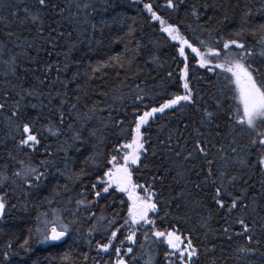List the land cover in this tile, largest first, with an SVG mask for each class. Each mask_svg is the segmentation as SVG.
I'll list each match as a JSON object with an SVG mask.
<instances>
[{
    "label": "trees",
    "instance_id": "obj_1",
    "mask_svg": "<svg viewBox=\"0 0 264 264\" xmlns=\"http://www.w3.org/2000/svg\"><path fill=\"white\" fill-rule=\"evenodd\" d=\"M149 3L201 51L200 41L222 49L224 40L236 39L251 49L250 62L264 69V0H182L175 10L167 0H46L45 8L37 0H0V176L7 177L0 185L6 202L0 264H115L114 249L105 254L97 243H106L114 230L104 231L109 220L123 224L129 199L115 189L103 193L97 177L111 167L107 161L113 155L122 162L119 146L131 141L137 115L183 94L179 44L151 19L144 7ZM32 15L40 19L34 22ZM186 55L196 103L157 113L141 129L148 151L142 164L132 166L133 182L148 187L155 178L160 202L158 214L150 216L155 229L134 226L137 242L126 261L146 264L151 258L166 264L164 243L145 244L144 236L177 229L190 234L199 249L196 264H264V166L259 163L264 149L250 146L255 133L241 134L225 115L236 102L224 89L222 70L200 67L187 49ZM17 104L21 119L10 120ZM204 109L214 118L202 125ZM29 120L40 140L35 148L19 146L22 133L14 127ZM198 139L207 141V157L195 152ZM188 152L193 158L186 160ZM207 160L215 175L205 181ZM29 167L45 174L38 186L27 183L34 181L24 176ZM221 170L238 177L229 188L234 194L247 189L246 213L229 215L214 202L211 181ZM43 214L68 225L65 241L38 242L35 228ZM241 215L252 227L251 241L237 235L242 230L234 221ZM127 233L123 229L113 244L120 246Z\"/></svg>",
    "mask_w": 264,
    "mask_h": 264
},
{
    "label": "snow or ice",
    "instance_id": "obj_2",
    "mask_svg": "<svg viewBox=\"0 0 264 264\" xmlns=\"http://www.w3.org/2000/svg\"><path fill=\"white\" fill-rule=\"evenodd\" d=\"M180 2H182V0H177L175 3L174 0H167V7L175 10L179 7ZM37 3L40 8H45L47 6L46 0H37ZM85 7H87V5H85ZM144 7L147 12L150 13L151 19L159 22L161 31L166 33L172 41H176L179 44V56L184 58V67L179 70L178 76L179 81L182 82L183 94H172L168 99L164 100L163 103L159 104L158 107H151L150 110L137 115L131 141L119 146L120 151L123 153L121 158L122 162L118 161L117 156L113 155L111 159L107 161L111 167L103 172L102 177H97V182L102 185L103 193H108L109 188L115 185L118 191L127 193L128 199L131 201L123 224L116 226V220H109L107 222L108 228L104 229V231L108 232L109 229L114 230L110 231L106 243H97V248L101 252L107 253L110 248L114 249V253L117 257L115 264H128V261H126L121 254V247L113 244V241L118 239V233L127 228L128 233L124 237V240L135 243L136 228L134 226L143 223L152 225L155 229V221L149 219V213L156 212L158 203L160 202L159 193L155 191V178L148 187L135 184L132 178V166L142 164L143 161L141 160V156L148 151L145 147L144 133L141 129L149 123L150 119L156 117L157 113L164 114L166 110H174L177 107L183 109L185 105H193L196 103L195 94L189 83V64L186 48L191 50V53L194 54V58H198L197 63L200 67L208 68L209 71H213L217 68L222 70L225 80L227 81L224 85V89L226 92H231L232 100L236 102L234 109L230 105L229 108L225 110V115L232 121L234 127H239L241 134L251 135L255 133V136L249 141L250 146L264 149V69L255 67L253 63L250 62L249 57L253 55L251 49H246L245 44L236 39H228L223 41L222 49L208 47L204 41H200V44L205 48L204 51H201L200 47L195 46L186 36L181 34L178 24L169 23L158 15L153 11L152 4H145ZM27 11L28 9H25V12ZM193 14H195V10ZM31 19L35 22L39 20L40 17L39 15H32ZM95 27L96 26L93 24L92 28L95 29ZM233 46L239 51H231ZM261 55H264V53H261ZM213 59L218 61L214 65H212ZM209 65H212V67H209ZM168 75L171 77L172 73L170 72ZM29 95H31V93H29ZM138 99L141 98L138 97ZM217 106L222 107L219 100L217 101ZM3 107L4 105L0 104V109ZM32 107L34 108L36 106L32 105ZM12 117L21 119L18 104L17 110L12 112V116L9 119L11 120ZM213 118V113L204 109V119L201 120V124L204 125L206 121L210 122ZM62 122L63 120L61 119V123ZM118 123L122 124V122ZM14 127L17 131L22 133L19 146L35 148V146L40 144V140L33 132L32 121L29 120L28 122L15 124ZM48 131L52 135L58 134V132L54 131L52 128H49ZM195 131L197 135H203L199 132V129ZM169 139H171V136H169ZM206 144L207 141L205 140H196L194 144L195 152L207 157L208 151ZM236 151V148H232V152ZM152 154L155 155L154 152ZM176 155L180 156V153L177 152ZM189 158H193V152H188L185 159L187 160ZM92 159L95 160L94 157ZM206 163L208 168L205 181H208L215 173L211 167L213 161L207 160ZM239 163L241 165H246L247 161L241 158ZM259 163L264 166V156L260 158ZM97 166L99 167V165ZM144 166L147 167V164H144ZM16 175L19 176L20 173H16ZM44 175L45 174L40 172L37 168L31 167L27 168L24 172L25 178L28 176L34 177V181L27 180L29 187L38 186ZM177 175L182 176L183 172H177ZM237 179L238 177L236 175L227 177V173L221 170L219 175L211 181L213 185H216L214 189L215 195L213 197L214 202L219 208H227V213L229 215L237 210L246 213L247 209L251 206L244 203L247 189H241L239 194H234L229 190L230 187H235V181ZM6 180V176H0V185L4 184ZM199 186L200 185H197V187ZM91 187L92 189H96L97 184L93 183ZM138 188L143 191V195L137 192ZM101 194V191L95 192V196L97 197H100ZM225 196L231 197L230 203H226L224 199ZM253 203H255L254 199ZM5 208V197L0 196V217L4 215ZM43 215L45 217L43 220H41L40 216L37 217L35 234L38 242L47 243L61 241L68 233V225L62 222V218L58 217L56 220H49L46 218L47 214ZM234 223L238 224L242 230L237 233V235L246 236L249 241L253 239V236L249 234L252 231V227L246 222L243 215L237 217ZM254 223L255 221H252V224ZM225 231H227V229H225ZM144 239L146 241L152 239L153 242L166 243L170 251L165 253V259L169 264H196L199 249L193 244L190 234L185 236L176 229L167 231L154 230L151 233V237L149 234L145 233ZM124 240L120 241L121 245H123ZM28 242L29 241L26 239L24 245H27ZM24 245H22V247ZM241 251L248 252L250 249L243 248ZM132 252L133 248L128 247L127 253ZM4 255L7 257L8 254L4 253ZM173 258H175V260H173ZM146 264H151V258H149Z\"/></svg>",
    "mask_w": 264,
    "mask_h": 264
},
{
    "label": "rangeland",
    "instance_id": "obj_3",
    "mask_svg": "<svg viewBox=\"0 0 264 264\" xmlns=\"http://www.w3.org/2000/svg\"><path fill=\"white\" fill-rule=\"evenodd\" d=\"M115 186V185H114ZM111 189H115L117 192H120V191H118V189H116V187L115 188H109V190H111ZM141 190V189H140ZM120 193H122L123 195H125L126 197L128 196L127 195V193H124V192H120ZM143 195V194H142ZM129 201V200H128ZM131 203V201H129V204ZM149 219L150 220H152V218L150 217V213H149ZM142 225H145V226H147V227H151L152 229H154L153 228V226L152 225H149V224H143L142 223ZM135 227H137V226H135ZM145 240V239H144ZM148 241H150V242H152V240L150 239V240H148ZM148 241H146L145 240V244L148 242ZM165 244V243H164ZM133 246H134V243L133 242H130V241H127V245H120L119 247H121V254L124 256V259L126 260V258H127V256L130 254V253H127V248L128 247H132L133 248ZM110 250V249H109ZM133 250H134V248H133ZM103 253H105V252H103ZM106 254V253H105ZM116 259H117V257H116ZM115 259V260H116ZM152 262V264H154V262H155V260H154V262H153V260H151Z\"/></svg>",
    "mask_w": 264,
    "mask_h": 264
},
{
    "label": "flooded vegetation",
    "instance_id": "obj_4",
    "mask_svg": "<svg viewBox=\"0 0 264 264\" xmlns=\"http://www.w3.org/2000/svg\"><path fill=\"white\" fill-rule=\"evenodd\" d=\"M187 49V48H186ZM187 50H189L190 52H191V50L190 49H187ZM193 54V53H192ZM137 192H138V189H137ZM126 198H128V196L126 197ZM158 214V207H157V211H156V213H153V212H150V216L152 215H157ZM177 230V229H176ZM137 241H135V243H136ZM134 243V244H135ZM164 246H165V248L168 250V251H170V249L167 247V245H166V243L164 244ZM173 260H175V258H173ZM166 264H169V262L168 261H166Z\"/></svg>",
    "mask_w": 264,
    "mask_h": 264
},
{
    "label": "bare ground",
    "instance_id": "obj_5",
    "mask_svg": "<svg viewBox=\"0 0 264 264\" xmlns=\"http://www.w3.org/2000/svg\"><path fill=\"white\" fill-rule=\"evenodd\" d=\"M245 38V37H244ZM204 40V39H203ZM261 41V40H260ZM245 42V41H244ZM207 44V43H206ZM252 50H254V49H252ZM86 206V205H85ZM89 207H91V206H89ZM158 207V206H157ZM153 213H156V212H153ZM3 217V216H2ZM2 217H0V219L2 218ZM68 238V233H67V235L61 240V241H58V242H49L50 244H52V243H61V242H63V241H65L66 239Z\"/></svg>",
    "mask_w": 264,
    "mask_h": 264
}]
</instances>
